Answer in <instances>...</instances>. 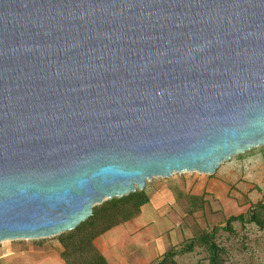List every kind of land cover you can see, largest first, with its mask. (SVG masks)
Masks as SVG:
<instances>
[{"label": "water", "instance_id": "water-1", "mask_svg": "<svg viewBox=\"0 0 264 264\" xmlns=\"http://www.w3.org/2000/svg\"><path fill=\"white\" fill-rule=\"evenodd\" d=\"M258 147L264 0H0V244Z\"/></svg>", "mask_w": 264, "mask_h": 264}, {"label": "rangeland", "instance_id": "rangeland-1", "mask_svg": "<svg viewBox=\"0 0 264 264\" xmlns=\"http://www.w3.org/2000/svg\"><path fill=\"white\" fill-rule=\"evenodd\" d=\"M145 190L149 197H158L156 209L148 208L140 223L115 230L111 244L119 249L122 260L110 256L112 264H155L164 248L173 245L174 250L183 251L215 228L226 227L231 217L248 219L249 210L264 202V147L222 163L213 175L184 172L154 178ZM232 226L231 232L219 231L216 239L225 249L226 264H264V230L250 223ZM58 237L3 242L0 257L14 254L1 257L0 264H67ZM208 257L206 249L197 246L178 254L176 261L210 264Z\"/></svg>", "mask_w": 264, "mask_h": 264}, {"label": "trees", "instance_id": "trees-1", "mask_svg": "<svg viewBox=\"0 0 264 264\" xmlns=\"http://www.w3.org/2000/svg\"><path fill=\"white\" fill-rule=\"evenodd\" d=\"M149 202L150 197L144 190L105 201L94 207L93 215L86 222L74 231L61 234L58 237L64 248L61 253L62 258L67 264H108L105 257L95 248L94 241L111 229L138 217L142 207ZM248 216V219L245 215L231 217L226 227L215 228L202 239L188 245L183 251L170 250L155 264H178L176 261L178 254L192 252L197 246L206 249L210 264H226L225 249L216 242L218 232H231L232 224L235 222L243 225L255 224L264 230V202L251 208Z\"/></svg>", "mask_w": 264, "mask_h": 264}, {"label": "crops", "instance_id": "crops-1", "mask_svg": "<svg viewBox=\"0 0 264 264\" xmlns=\"http://www.w3.org/2000/svg\"><path fill=\"white\" fill-rule=\"evenodd\" d=\"M157 198L158 197H156V196L155 197L154 196L153 197H150V202L147 205H145L144 207H142L141 213H140V215L137 218H135L134 220H131L129 222H126L124 224H121V225H119V226L111 229L110 231L106 232L105 234H103L102 236H100L98 239L95 240L94 245L99 250V252L105 257V259H106V261H107L108 264H112V262L110 260V256L113 257L114 255H116L120 261L122 260L121 259V256H120L121 254H120L119 249H117L115 247V245L112 246V244H111V243L114 242L113 238L110 239L111 235L114 234L115 230H119V229L120 230L121 229L122 230H125V228H127L129 226H132V225H134L136 223H140L143 219L145 220L146 210L148 208H150V207L153 208L154 201L157 203V200H156ZM154 209H156V207ZM170 247L171 246H169V249L168 250H165V248H164V250L161 253H164L165 252L164 254H166L170 250L174 249V246L173 245H172V248L171 249H170ZM13 254H14L13 252H9V253H7L5 255H2L1 257L2 258L3 257H8L9 255H13ZM19 259H21V258H19Z\"/></svg>", "mask_w": 264, "mask_h": 264}, {"label": "built area", "instance_id": "built-area-1", "mask_svg": "<svg viewBox=\"0 0 264 264\" xmlns=\"http://www.w3.org/2000/svg\"><path fill=\"white\" fill-rule=\"evenodd\" d=\"M2 244H3V243L0 244V255H1V252H2V251H1V249H2Z\"/></svg>", "mask_w": 264, "mask_h": 264}]
</instances>
